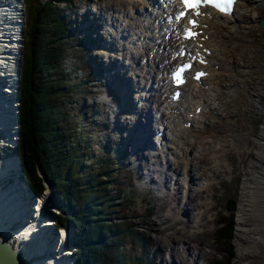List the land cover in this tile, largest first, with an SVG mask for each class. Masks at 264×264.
<instances>
[{
	"label": "bare ground",
	"instance_id": "1",
	"mask_svg": "<svg viewBox=\"0 0 264 264\" xmlns=\"http://www.w3.org/2000/svg\"><path fill=\"white\" fill-rule=\"evenodd\" d=\"M157 1L124 0L122 2L130 11L129 15H125L127 17L126 20L130 16V21L128 22L137 24L138 29L127 37L125 43L128 46L130 45L131 48L129 49L125 46L121 56L126 59L133 50L132 47L134 45L138 46L144 42V39H140V37L144 38L148 34L151 35L152 42L148 44L149 48L147 52L142 53V57L141 55L139 56L141 57L140 62L136 61L138 58H135V56H132L130 62L134 66V73H138L136 75V77L138 76L137 85L135 84L137 91L140 88L138 83L139 85L150 84L154 88L151 108L154 110L153 114L159 115V119L155 120L153 117L151 127L154 123H163L165 128L163 136L155 139L160 144V147L156 149L160 160L156 159V164L147 173L145 172V180L150 182L148 183L149 185L153 184L154 189L160 191L158 192L159 194L181 189V194L187 195L186 198H188V195L190 197L191 192H195L194 189L196 188L197 194L202 195L207 193L211 186L212 178L209 177V174L211 173L213 177L217 172H221L219 169L229 166L225 157L229 145H237L239 148H241L242 144L251 145L256 155L255 158L251 159L244 175L242 192L237 208L235 232L238 238L249 237L252 241H257L261 245V241L264 243V220L260 222L261 216L264 215V127L257 136L252 137V139L246 138L232 130L233 127L230 126V112L227 111L231 96L233 97L236 89L243 87L245 81H251V83L255 81L253 76L255 74L253 73L254 66L251 64V58L249 57V53L253 55V52L247 50L248 47L245 45V42L248 37V30L257 26L258 21L264 17V0H237L236 4H234V10L230 15L218 17L211 14L210 18L205 17L201 19L203 23L209 25V28L204 31L209 36V40H206L204 43L212 48L209 60L217 65L220 64L219 73L213 74L214 71H212L210 76L203 80L204 84L207 85L206 89L195 88L189 84L182 86L181 90L183 94L181 99L171 106L167 100L169 91L166 90L165 75L174 64L179 62L173 59V53L176 52L179 41L173 33V26L169 28L171 30V37L168 40L164 38L165 31L163 28L165 27L162 18L172 7L162 8L158 3L157 6L153 7ZM9 5L8 0H0L1 71L12 69L20 58L16 47L20 46V39L22 38V33L18 29L21 21L18 15L15 14L16 7L12 6L10 8ZM150 7L154 8L156 12V15L154 13L152 18L150 17L152 11H145L146 8L149 9ZM9 17L13 18L10 25L7 22ZM143 21L150 22L146 28L147 31L143 30V33L137 34ZM154 21H157V26ZM159 21L161 23L158 25ZM123 27H120L122 29L121 32L123 31ZM117 28L119 29V27ZM117 28L113 30L109 24L105 31L113 35V37H118L120 36V31L118 32ZM213 35H220L221 40L216 41ZM108 37H110L108 41L111 42L112 37ZM118 40L122 41V39ZM229 41L234 43V45L230 46V49L227 48L226 44ZM110 51L117 54L115 47ZM119 51L121 50L118 49ZM106 55L112 59L108 52ZM119 55L117 54L116 56ZM146 55L148 56L147 64L145 63L144 68L142 66L139 68L137 66L138 63H141L143 60L146 61ZM256 56L257 53L255 52L252 57L253 64L255 63ZM150 74H153V76ZM213 78L217 80L215 84L211 83V79ZM8 82L9 84L4 86V90L0 89V94H15L13 92L15 91V83L17 84L18 82L16 73L12 75V78H8ZM217 84L220 85V89L218 90H216ZM258 90L257 84L252 86L253 92L257 93ZM113 95L117 96L115 92H113ZM257 96L259 97V92ZM199 97H202L204 101L202 110L199 114L193 113L189 118L187 115L194 111ZM12 98L5 105L7 111H5L4 106L0 103V119L2 118L0 120V146L12 145L10 147H16L17 144L16 132L18 131V124L13 121V116L17 114L15 103H18V100L14 97ZM122 98L121 95L118 96V103L125 101ZM139 98L141 96L138 97V100ZM215 100H218L217 105H213V101ZM223 101L224 103L222 104L221 102ZM133 117L134 121L139 122L138 113L133 114ZM186 121L190 122L188 129L183 126V123ZM133 128L134 133H132V136L136 138L135 140H142V131L137 130L135 125H133ZM147 129H149V126H147ZM189 150L193 152L194 157L186 156ZM11 157L3 158L0 155V237L5 242L10 243L17 253L28 260V264H49L50 262H55L54 264H76L73 257H70L69 250L65 248L67 242L66 244L64 242L68 240L66 239L69 236L68 232L61 230L59 234H55L53 229H51L48 236L42 234L47 228L52 227L50 225L52 224V220L43 215L56 216L52 208L54 205L52 199L54 201V198L51 196L52 190L50 186L48 185L47 191H44L41 196H37L35 201L30 200L28 188L19 180L17 162L15 158ZM193 161H196L199 165L209 163L210 167L206 168L204 173H200L201 177L199 180L201 185H199V182L195 184L194 180L196 179L194 175L190 174V166ZM172 165L182 175L181 179L179 178L174 182L175 174L171 171L173 178L170 180V190H168L161 184V181L164 176V170L170 171ZM251 169L254 172L252 174L248 173ZM144 176L143 182H145ZM203 177L204 179H202ZM153 178L155 180H152ZM171 182L172 184L174 183L172 186ZM198 207L200 209L198 211L196 209V213L193 214L195 219L193 227L196 230L203 226L200 224L202 223L201 216L208 209V203H200ZM21 208L22 211H20ZM180 209L182 210L183 207H180ZM185 212H188L186 208ZM257 212L259 213L258 220H256ZM29 214L32 217L29 218V221H26V216ZM252 214L253 220L250 219ZM252 221H254V224L251 223ZM249 226H252V229L248 230ZM191 229L193 228L191 227ZM52 242H56L57 244L56 247L53 245L56 248L55 250L50 248ZM194 258L197 259L198 257L194 254Z\"/></svg>",
	"mask_w": 264,
	"mask_h": 264
},
{
	"label": "trees",
	"instance_id": "2",
	"mask_svg": "<svg viewBox=\"0 0 264 264\" xmlns=\"http://www.w3.org/2000/svg\"><path fill=\"white\" fill-rule=\"evenodd\" d=\"M71 7L69 0H23L18 139L10 151L17 155L21 177L35 196L43 192L42 180L55 185L62 211L55 226L73 227L76 264H157V252L150 254L152 229L145 225L153 213L148 196L138 193L145 205L128 214L126 206L133 201L125 200L126 189L137 190L126 157L121 151L113 156L102 142L99 128L110 133L106 123L95 126L105 106L83 103L99 93L91 68L95 58L80 46L87 43L86 36H72ZM82 69L80 77L77 71ZM227 208L228 217L221 216L214 230L223 255L212 264H230L233 256L235 201L229 200Z\"/></svg>",
	"mask_w": 264,
	"mask_h": 264
},
{
	"label": "rangeland",
	"instance_id": "3",
	"mask_svg": "<svg viewBox=\"0 0 264 264\" xmlns=\"http://www.w3.org/2000/svg\"><path fill=\"white\" fill-rule=\"evenodd\" d=\"M5 1V0H4ZM71 2V11H72V20H74L72 27L75 28L74 34L76 35L72 36L75 38H78L80 34L78 33L76 26L77 21L80 20L83 17V15H87L88 21L92 26H96L98 22L100 23L103 19H107L108 23L112 28H115L117 25V22L120 23L118 32L122 30L120 27H123V31L121 32L122 35L127 34V30H129L130 27H126L124 22L130 21V16L128 20H126L125 15H129L130 11L127 9V7L122 3L124 0H69ZM94 13L97 16V22L93 20ZM128 13V14H127ZM124 14V15H123ZM125 19V20H124ZM22 23V19H20ZM122 22V23H121ZM23 24V23H22ZM21 24V26H22ZM123 24V25H122ZM82 23L79 25V28L82 29ZM113 25H115L113 27ZM141 25V24H140ZM145 27H147L149 24L146 22L143 24ZM108 26V25H107ZM106 26V28H107ZM105 26L102 29V33L104 31L105 34H102L100 37V42L104 43L105 40L103 37L107 38V40H110V33L105 32L106 30ZM124 28H127L124 30ZM248 37L246 38L245 45L248 47L247 50H250L254 53H257L255 63L253 64L252 60V53H249V57L251 58V64L254 66L253 73H255L254 76V82L251 83V81H245L243 87H239L236 89L233 97L231 96L230 102L228 104V111L230 112V126L233 127L232 130L235 132H238L239 134L245 136L246 138L252 139V137L257 136L261 129L264 127V30H261L258 25L255 26L253 29L248 30ZM86 35V33H85ZM103 36V37H102ZM115 37V36H114ZM109 38V39H108ZM117 39V37H115ZM123 42V41H122ZM121 40L115 41V48H121V46L124 44ZM122 43V44H121ZM227 48L230 49V46L234 45L233 42L229 41L226 43ZM20 43V48H21ZM127 48H131L130 45H125ZM113 48L111 46L110 50ZM133 48V47H132ZM90 56H94L95 59L97 56L99 59H104L106 61L108 60V57L106 55V51H102L101 48L97 47L95 43L91 48ZM20 50V49H19ZM108 51L109 55L112 57L111 60L114 59L115 54L113 51ZM19 55V54H18ZM138 54H134L136 56ZM138 55L136 58H138L136 61L140 62L141 57ZM20 59V58H19ZM18 59V62L16 65H14L16 71V76L18 78V66L20 60ZM127 60H124V63ZM95 61L92 63L95 65ZM91 64V65H92ZM95 69L96 66H93ZM18 69V70H17ZM129 67L126 68V72H128ZM116 70V69H115ZM104 71L105 76L98 77L94 81V83H98V86L95 88L97 91H99L98 95L93 96V99L90 100L84 99L83 103H89L91 102H99L101 104H104L105 109L99 111V117L96 118L95 126L99 125V123H109L112 120V117L115 118V121H119L122 123L124 120H126V115H123L121 113L120 104L124 105L126 102L118 103V96H114L113 92H115V95H117V75L116 71ZM85 72L84 69L78 70L77 74L82 77L83 73ZM114 74V75H113ZM111 75V76H110ZM153 76V74H150ZM110 76V77H108ZM134 74L131 73L130 77H133ZM137 79L134 80V85L136 84ZM132 83V79L129 81ZM257 84L259 97L257 96L256 92L252 91V86H255ZM137 85V84H136ZM144 85V84H143ZM108 86L111 88L109 89ZM260 86V87H259ZM116 87V89H115ZM132 87L133 83H132ZM245 87V88H244ZM114 90V91H113ZM119 93V92H118ZM112 94V95H111ZM124 97V96H123ZM134 102L136 103V99L134 96ZM222 104L224 103L221 102ZM221 104V105H222ZM15 106H18V103H15ZM118 112V113H117ZM96 115V114H95ZM232 119V120H231ZM129 120L134 121V118L127 119L125 122L127 123ZM157 124H154L151 127L150 135H152L156 129ZM111 125H109V128ZM112 128V127H111ZM117 128V127H116ZM99 135L102 138V142L105 143V141L108 139V137L105 135L104 131L99 128ZM113 131V129H112ZM134 133L133 124L131 123L128 129V132L126 130L125 134L130 136L132 142H135V137L132 136ZM109 138L113 139V146H111L112 151L114 148L121 146L125 140H122L123 137L120 138L121 131L117 130L115 133H109ZM136 135V132H135ZM18 139V136L16 137ZM222 143V142H221ZM223 144V143H222ZM9 146V149H15V147H10L12 145H5ZM131 153L134 152L131 151V146L128 147ZM134 149V146L132 147ZM139 149L137 152L133 153V156L129 157L127 155V160L129 161L130 165H128L127 168L131 169L132 173V186L134 189L137 190V192L133 193L131 187L129 186L126 189L127 198L125 200H132L133 204L129 207V213L134 212H140L143 205H145V201H142L143 199L138 195V193H142L145 196H148L149 204L152 205L154 208V216L153 219L146 220L145 225L147 230L152 229V234L150 235L151 239L153 240L154 247L153 250L159 251L157 255H155L156 260L159 264H211L213 260L220 259L223 255V252L216 246V241L214 238V230L218 227L217 222L221 216L228 217L229 211L227 208V203L229 200L235 201V209L233 211V234L230 240L231 246L233 248V256L230 261V264H264V243L261 241L260 243H257V241H252L249 237H240L238 238L236 236L235 228L237 223V208L238 203L240 200V195L242 192L243 187V181H244V175L246 172L247 167L249 166V163L251 159L255 158V150L252 149V146L249 144H242L241 148H239L237 145H229L228 152L226 154V160L228 163V167H222L219 169L221 172H217V176L209 174V177L212 178L211 180V186L209 187V191L204 194H197L196 188L194 189L195 192H191V195L188 198L187 195L181 194V189H176L177 191H166L162 193L161 197H155L152 195L151 192L147 188H142L141 185L143 183L148 184L150 182L145 180L146 173L148 170L153 167L157 160H160V158H156L153 156V151L149 152L147 149L143 150L146 156V160H137V155L140 154ZM125 152V151H124ZM9 154V155H8ZM187 157H192L193 152L190 150L186 153ZM0 155L2 157H9L14 158V153H11L9 150H3L0 148ZM194 157V156H193ZM168 159H170L167 156ZM172 162V160H170ZM169 161V162H170ZM119 162H123L120 160ZM127 162V161H125ZM132 163V164H131ZM264 163V160H263ZM141 165V166H140ZM209 163L199 165L196 163V161H193L190 166V174L194 175L195 179L194 183L201 185L199 178L200 173H204L206 171V168L208 169ZM170 171L164 170L163 179L161 181V184L163 186L168 185L170 187V182H168L171 178H173L172 172L175 174L173 181L175 182L177 179H181V175L179 173V170H176V167L172 165L170 167ZM147 170V171H146ZM146 171V173H144ZM172 171V172H171ZM176 171V172H175ZM248 173H254L253 169L249 170ZM143 173L144 181L143 180ZM207 173V172H206ZM37 174L39 177V171L37 170ZM155 179V178H154ZM204 179V177L202 178ZM19 180L21 181L24 186L28 187L22 177H19ZM172 181V182H173ZM171 186L174 184H172ZM43 192L47 191L48 185H45L43 180ZM140 183V184H139ZM193 184V183H192ZM149 185V184H148ZM153 186V184H150ZM149 185V186H150ZM52 192L51 196L54 198V201L52 199L53 210L54 213H56V216L58 214H61L59 211V202L57 195L55 194V185H49ZM154 187V186H153ZM196 187V185H195ZM173 188V187H172ZM28 192L30 193V200H36L37 196L33 195L32 192H30L28 188ZM149 192V193H147ZM160 192V191H159ZM170 194H169V193ZM41 194V195H42ZM48 194V193H47ZM40 195V196H41ZM187 200V201H186ZM186 201V202H185ZM185 202V203H184ZM204 202L208 203V209L203 212L201 216V228L198 230L194 229L193 222L195 221L193 214L196 213L200 209L197 206L201 203L204 204ZM184 203V204H183ZM237 203V204H236ZM180 207H183L181 210ZM188 210V212H185ZM185 213H184V212ZM179 212V214H177ZM257 218L259 213L257 212ZM43 216H47V218L50 217V215L44 214ZM253 214L250 216V219L253 220L254 217H252ZM264 220V215L261 216L260 222ZM139 222V221H138ZM252 221L251 223H253ZM235 223V226H234ZM257 223V221H256ZM191 227L193 229H191ZM70 226H67L66 228H60L57 229L56 226L54 227L53 231L55 234H59L61 230H65L69 233ZM252 229V226L248 227V230ZM67 233V234H68ZM252 233V232H251ZM45 236H48L50 234V230L48 228L44 231ZM68 239L64 243L65 248L69 250L70 257H73V253L76 251L77 247L75 246L76 243V236H73L69 233V236H67ZM73 245V246H72ZM72 248V249H71ZM194 254L197 259H193ZM193 255V256H191ZM57 257V256H56ZM55 262H50L49 264H54Z\"/></svg>",
	"mask_w": 264,
	"mask_h": 264
},
{
	"label": "water",
	"instance_id": "4",
	"mask_svg": "<svg viewBox=\"0 0 264 264\" xmlns=\"http://www.w3.org/2000/svg\"><path fill=\"white\" fill-rule=\"evenodd\" d=\"M258 26L262 29V30H264V17H262L259 21H258ZM20 43L22 44V40L20 41ZM18 54H19V56H20V50L18 51ZM1 95V94H0ZM1 99H3V97L2 96H0V103H1V105H7V102H5L4 103V101L3 102H1ZM5 111H7V108H6V106H5ZM17 118H16V115H14L13 116V121L14 122H16L17 124H18V122H17V120H16ZM0 120H2V118L0 119ZM16 136H18V132H16ZM14 158H15V160H16V162H17V165H18V171H19V177L22 175V170H21V166H20V163H19V159H18V157H17V155L15 154L14 156H13ZM39 171V170H38ZM39 174H40V176H41V173H40V171H39ZM42 178H43V176H41ZM43 182H44V184L45 185H54L53 183H49L48 181H46V180H43ZM28 188V187H27ZM33 194V193H32ZM55 194L57 195V198H58V194L55 192ZM34 195V194H33ZM22 205H23V203H22ZM20 211H22V208H21V210ZM59 211H60V213L62 212L61 211V208L59 207ZM24 212V211H23ZM24 215H25V213H24ZM27 217V220L26 221H29V218H31L32 216L29 214V215H27L26 216ZM46 217V216H45ZM52 221H54L55 219H56V216H50L49 217ZM20 225V224H19ZM40 232H43V231H40ZM69 233L71 234V235H73V236H75V233H74V229H73V227H71L70 228V230H69ZM43 234V233H42ZM56 238V237H55ZM56 242H52V244H50V248L53 250H55L56 248H54V246L56 247ZM54 245V246H53ZM52 246V247H51ZM55 257V256H54ZM27 261L28 260H26L25 258H23L19 253H17L16 251H15V249L10 245V243H8V242H5L1 237H0V264H28L27 263Z\"/></svg>",
	"mask_w": 264,
	"mask_h": 264
},
{
	"label": "snow or ice",
	"instance_id": "5",
	"mask_svg": "<svg viewBox=\"0 0 264 264\" xmlns=\"http://www.w3.org/2000/svg\"><path fill=\"white\" fill-rule=\"evenodd\" d=\"M184 6L190 10H195L201 6L202 3H210L213 7L217 8L219 11L222 12H228L231 10L233 0H183ZM196 15H199V12L196 13ZM190 24L195 27V21H190ZM192 35H195V33H191ZM184 69H180L176 73V79H180V74L183 72ZM202 75V74H201ZM199 78V76L197 77Z\"/></svg>",
	"mask_w": 264,
	"mask_h": 264
}]
</instances>
